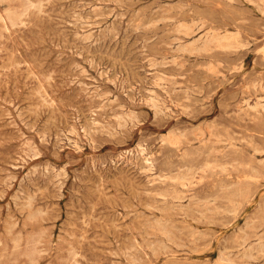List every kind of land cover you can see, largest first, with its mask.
I'll list each match as a JSON object with an SVG mask.
<instances>
[{
    "label": "rangeland",
    "instance_id": "obj_1",
    "mask_svg": "<svg viewBox=\"0 0 264 264\" xmlns=\"http://www.w3.org/2000/svg\"><path fill=\"white\" fill-rule=\"evenodd\" d=\"M7 7L0 264H264V0ZM211 121L234 136L215 153L223 167L198 169L180 204L164 206L153 186L168 188L160 180L180 158L161 136Z\"/></svg>",
    "mask_w": 264,
    "mask_h": 264
},
{
    "label": "bare ground",
    "instance_id": "obj_2",
    "mask_svg": "<svg viewBox=\"0 0 264 264\" xmlns=\"http://www.w3.org/2000/svg\"><path fill=\"white\" fill-rule=\"evenodd\" d=\"M1 1V0H0ZM15 12H13V10H11V8L7 7L5 10L0 11V25L2 27H7L8 23L9 24H13L15 22V17H14ZM6 29V28H5ZM178 31H180V33L182 32L184 35H189L193 29L190 25L188 24H184V23H178V25L175 28ZM236 35V34H235ZM206 36V35H204ZM216 36H218L217 34L213 35L211 37V39H217L218 43H221L220 41L225 40V43H221L222 46H227V45H231L233 42L230 40L231 37H222V39H218ZM206 38V37H205ZM180 41V40H179ZM215 41V40H214ZM195 42V41H194ZM208 42V40H207ZM188 43V42H187ZM192 44V41L190 42ZM188 45V44H187ZM190 47H194L193 45H190ZM185 48V47H184ZM183 49V48H182ZM196 50V49H195ZM193 51V50H192ZM202 51V50H201ZM152 63V62H151ZM210 64V63H209ZM155 65V64H154ZM209 68V67H207ZM215 68V67H214ZM210 70V69H209ZM82 71V70H80ZM162 80V79H161ZM158 81H160L158 79ZM158 84V83H157ZM260 84V83H259ZM113 101V100H112ZM150 106L154 107V110L156 111V107L159 109L160 104H158L157 99L155 98H150L148 100H146ZM245 100L243 99V102ZM249 105V104H248ZM247 106V105H246ZM252 107V106H251ZM166 108V107H165ZM167 110V109H166ZM253 110V108H252ZM159 113V111H157ZM94 114V113H93ZM155 115V114H154ZM250 119H254V117H251ZM130 120V119H129ZM137 122V121H136ZM93 125V124H92ZM262 125V124H261ZM196 132H194V136L192 137H186V136H180L182 134L180 133H175V132H170L167 135H162L161 136V140L165 141L166 143H168L171 147L174 146V150L177 151L176 155H178V157L180 158L179 161L176 163L177 164V169L178 172L170 175V174H163V176H165L163 180H160V183H162L165 186H168V188H164V190L162 192H159L158 189H160L157 185H154L153 189L156 193H159L158 195H160V197H162L160 199L161 203L164 204V206H168L169 204H171V206L173 205H179L180 202L179 200H177L175 202V198L176 199H180L183 196H181L180 194L184 191H188L190 188V184L193 182V178L195 177V175L197 174V170H200L199 175H205V172H207L208 174L213 175L215 173L214 169L217 166H220V168L223 167V163L219 162L220 160H218L217 154H215L216 152H223L222 155H224V147H226L227 145L233 146L234 142H233V138L234 136L231 135V131L228 128H223L221 131L217 129L216 124L214 123V121H211L210 124H206L205 128L201 127V125H199L197 128H195ZM257 131H259L260 133H264V125H262V127L258 128ZM96 133V132H95ZM167 133V132H166ZM45 136V135H44ZM89 136V135H88ZM44 140V139H43ZM198 142V146L194 147V143ZM201 152H208L209 151L212 152L213 154L211 155L214 159L213 163H209L208 161V157L207 155L204 157H200L199 162H196L193 166V162L192 160H194L193 158L191 160L187 159L186 157L188 155L191 154H200ZM140 154L143 152V148L140 149ZM201 158V159H200ZM233 159V158H231ZM148 160V158L146 159ZM188 161V162H187ZM188 164V165H187ZM199 164V165H198ZM183 166H186V168L184 170H181L179 168H182ZM149 167V166H148ZM47 168V167H46ZM47 170V169H46ZM150 171V170H149ZM59 173H57L58 175ZM154 177V176H153ZM251 179V178H250ZM158 188V189H157ZM167 192V193H166ZM146 193V192H145ZM157 195V194H156ZM29 197V196H28ZM27 197V198H28ZM33 198V197H32ZM168 198V199H167ZM32 200V199H31ZM29 201V200H28ZM158 201V200H157ZM29 203V202H28ZM27 206V205H25ZM30 206V203L29 205ZM27 206V207H28ZM170 206V205H169ZM170 206V207H171ZM150 207V206H149ZM30 208V207H29ZM112 208V207H111ZM216 208V207H215ZM154 209V208H153ZM217 210V209H216ZM221 210V209H220ZM38 212V211H37ZM42 212V211H41ZM174 214H181V212H175ZM183 214V218L186 217V213H182ZM163 216H170L172 217L173 214H167V215H163ZM155 223V222H154ZM157 224V222L155 223ZM166 224V223H165ZM152 228V227H151ZM161 228V227H160ZM163 229V228H161ZM162 230H160V233H164L161 232ZM166 234L168 235V231L166 232ZM163 235V234H162ZM165 235V236H167ZM243 240V239H242ZM137 242V241H136ZM258 242V241H257ZM158 243V242H157ZM164 243V242H162ZM255 243V242H254ZM161 245V244H160ZM162 246V245H161ZM178 246V245H177ZM182 246V245H180ZM153 247V246H151ZM164 247V246H163ZM250 247V246H249ZM134 249V247H133ZM159 249V248H158ZM249 249V248H248ZM154 250V249H152ZM252 250V249H251ZM128 256V255H127ZM248 257V255H247ZM33 262V261H32Z\"/></svg>",
    "mask_w": 264,
    "mask_h": 264
}]
</instances>
